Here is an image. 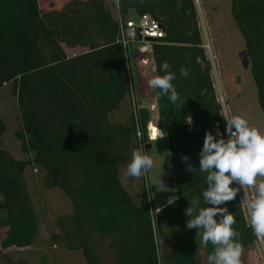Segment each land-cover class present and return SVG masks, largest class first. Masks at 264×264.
<instances>
[{"label": "trees", "instance_id": "obj_1", "mask_svg": "<svg viewBox=\"0 0 264 264\" xmlns=\"http://www.w3.org/2000/svg\"><path fill=\"white\" fill-rule=\"evenodd\" d=\"M59 3L44 10L38 0H0V88L10 84L20 118L14 135L32 155L16 160L1 148L6 125L0 118V226L9 231L2 248L27 247L35 235L36 218L22 182L32 162L45 173L46 186L59 188L72 206L71 214L57 219L51 242L79 250L86 264H99L95 235L111 238L114 264H206L194 252L189 230L200 239L207 264H225L222 246L240 262L255 232L243 215L228 162L193 1L116 0L121 17L147 13L165 33L152 43L154 93L176 197L157 217L167 218L171 236L180 239L171 242L164 234L170 246L164 242L161 255L145 187L134 199L119 173L137 147V129L147 141L150 109L137 108L126 124L108 121L130 94L117 21L104 0H64L58 8ZM230 13L249 54L264 115V0H230ZM77 46L86 50L66 55L63 47ZM72 165L82 171L80 185H72ZM215 207L222 224L218 233L208 212Z\"/></svg>", "mask_w": 264, "mask_h": 264}, {"label": "rangeland", "instance_id": "obj_2", "mask_svg": "<svg viewBox=\"0 0 264 264\" xmlns=\"http://www.w3.org/2000/svg\"><path fill=\"white\" fill-rule=\"evenodd\" d=\"M58 1L61 3L64 0H38L40 8L44 10L50 9ZM109 11L116 19L114 7L110 6ZM195 11L201 40L205 38L210 44L209 51L204 55L209 64L213 88L215 93H220L224 102L220 111L222 125L225 129L231 127L235 131L238 152L250 158L243 163L244 177L252 194L255 224L261 238L260 242L252 243L245 249L238 263L229 258L222 246L223 261L231 264H264V115L257 102V90L250 65L243 69L238 58V54L245 50L244 40L232 19L230 0H199ZM136 46V43L128 45L133 93L109 114L110 123L126 124L130 115L136 114L137 108L149 109L150 102L156 103V71L153 73L151 65L148 64L147 67L142 64ZM65 51L70 57L77 52L66 48ZM151 78L152 81L148 82ZM4 86L0 91V118L5 123L6 130L1 137V148L13 159L31 160L32 155L22 151L21 143L14 135L20 128L19 111L10 84ZM150 120L146 128L147 141L140 136L135 139L137 147L131 151L128 161L119 165V173L124 189L134 199L145 187L161 255L164 242L167 248L170 246L166 237H163L164 234L171 242L179 240L180 235L171 236L167 218L160 221L157 217V212L175 199L176 192L173 185L164 184V180L172 177V173L164 122L158 115L157 108H150ZM154 132L157 135L153 136ZM147 144L150 147L146 148ZM83 178L82 171L72 165V185L82 184ZM22 182L36 218V232L27 247L11 245L2 248L1 242L9 237V231L7 227L0 226V264H86L79 250H67L61 245H54L50 240L51 234L58 230L57 219L72 213L69 198L57 187L48 188L45 173L32 162L25 168ZM212 210L215 211L216 207ZM3 217L4 214L0 211V220ZM188 232L187 237L192 244L195 243L194 252L207 264L200 239L194 230ZM92 239L99 264H114L113 251L108 247L111 238L95 235Z\"/></svg>", "mask_w": 264, "mask_h": 264}, {"label": "built area", "instance_id": "obj_3", "mask_svg": "<svg viewBox=\"0 0 264 264\" xmlns=\"http://www.w3.org/2000/svg\"><path fill=\"white\" fill-rule=\"evenodd\" d=\"M192 1L194 7L195 6L197 7L199 0H192ZM115 11L117 13L116 21L118 24L120 42L123 47V52L126 62L127 63L129 62V55H128L129 43H136L137 44L136 50L137 53L141 56L140 60L142 64L144 65L146 64L147 67L148 64L151 65L152 66L151 72L154 73L156 69H155L152 43L163 38L165 34L163 26L156 19H154L151 15L147 13L135 14L134 19L127 20L126 17L120 16L116 4H115ZM200 46L203 49L204 54L206 51H209L210 49V44L207 42L205 38L201 40ZM127 69H129L128 64H127ZM150 80L152 81V78L148 79V82H150ZM212 86H213V82H212ZM129 87H130V93H133V86L131 81L129 83ZM214 94H215V100L220 105V111H221L224 102L220 97V93H214ZM223 130L227 142V158L236 185L241 209L245 217V220L252 226L255 232L254 243L260 242L261 238L255 224L256 214L251 204L252 194L249 192L248 189L249 187L244 177L245 171L243 169V163L249 161L250 158L248 156H243L238 152L237 144L235 142V136H236L235 131L231 127H227L225 129L224 126H223ZM136 135L137 137L140 136V132L138 129Z\"/></svg>", "mask_w": 264, "mask_h": 264}, {"label": "water", "instance_id": "obj_4", "mask_svg": "<svg viewBox=\"0 0 264 264\" xmlns=\"http://www.w3.org/2000/svg\"><path fill=\"white\" fill-rule=\"evenodd\" d=\"M135 18V14L133 13V11H130L128 16L126 17L127 20H131ZM238 58L239 61L242 65L243 69H247L250 65V60H249V54L247 52V50H243L238 54ZM187 130V125L183 126V131H182V136H185ZM150 147L149 144L146 145V148ZM174 183L173 178L172 177H167L164 180V184L165 185H172ZM208 212L211 218V224H212V228L213 231L215 233H218L221 230L222 224L221 221L219 219V217L217 216L216 212L214 210H212L211 208H208ZM225 264H231L230 262H226Z\"/></svg>", "mask_w": 264, "mask_h": 264}, {"label": "crops", "instance_id": "obj_5", "mask_svg": "<svg viewBox=\"0 0 264 264\" xmlns=\"http://www.w3.org/2000/svg\"><path fill=\"white\" fill-rule=\"evenodd\" d=\"M105 1V6H106V8L108 9V10H110V6L111 7H114V9H115V4H116V0H109V1H107V0H104ZM61 5V3H59V5H58V8H59V6ZM57 8V9H58ZM134 14H136L135 12H133ZM64 48V50H65V47H63ZM66 49H70L71 51H75V50H77V52H74V53H72V55H74V54H77V53H80V52H78V50H80L81 52H83V51H85L86 50V48L85 47H82V46H77V47H75V48H66ZM65 53H66V51H65ZM66 55L68 56V54L66 53ZM5 86H2L1 88H0V91L4 88ZM155 102H150V108L151 109H156V106H155V104H154ZM149 108V109H150ZM155 135H157V134H155Z\"/></svg>", "mask_w": 264, "mask_h": 264}, {"label": "flooded vegetation", "instance_id": "obj_6", "mask_svg": "<svg viewBox=\"0 0 264 264\" xmlns=\"http://www.w3.org/2000/svg\"><path fill=\"white\" fill-rule=\"evenodd\" d=\"M206 59V58H205ZM208 64V63H207ZM208 66H209V64H208ZM209 72H210V68H209ZM211 79V78H210ZM212 82V81H211ZM208 95V98H210V96H211V93H208L207 94ZM215 95V94H214ZM214 101H216L215 100V97H214ZM155 104V106H156V108H157V102L156 103H154ZM172 173V172H171ZM172 178H173V176H172ZM174 181V180H173ZM173 185V184H172Z\"/></svg>", "mask_w": 264, "mask_h": 264}, {"label": "bare ground", "instance_id": "obj_7", "mask_svg": "<svg viewBox=\"0 0 264 264\" xmlns=\"http://www.w3.org/2000/svg\"><path fill=\"white\" fill-rule=\"evenodd\" d=\"M153 135V134H152ZM154 136V135H153ZM156 137V136H155Z\"/></svg>", "mask_w": 264, "mask_h": 264}]
</instances>
